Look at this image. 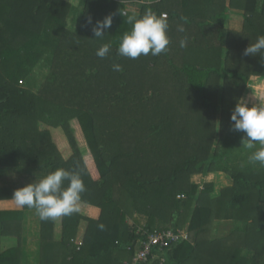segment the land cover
Returning <instances> with one entry per match:
<instances>
[{
	"label": "trees",
	"instance_id": "1",
	"mask_svg": "<svg viewBox=\"0 0 264 264\" xmlns=\"http://www.w3.org/2000/svg\"><path fill=\"white\" fill-rule=\"evenodd\" d=\"M256 4L0 0V201L57 168L78 173L86 188L79 211L61 216L58 241L54 220H40L38 264H130L147 233L177 228L188 238L136 264H160V256L161 264H264V165L248 161L245 133L233 131L230 121L240 98L264 105L253 97L254 88L264 89V59L244 55L264 35V0L258 10ZM232 8L243 11L251 33L223 45L214 32L223 35ZM146 13L166 16L167 51L120 56L119 40L131 29L127 15ZM106 15L112 26L96 38L86 18L94 23ZM103 43L112 49L100 58ZM115 63L123 70L113 71ZM52 129L69 145L66 158ZM17 172L29 180H6ZM207 173L224 174L229 184L212 196V183L190 181ZM30 210L0 209V236L18 240L0 254V264H21ZM129 215L138 226L128 224ZM214 221L229 225L227 232L213 235Z\"/></svg>",
	"mask_w": 264,
	"mask_h": 264
},
{
	"label": "clouds",
	"instance_id": "2",
	"mask_svg": "<svg viewBox=\"0 0 264 264\" xmlns=\"http://www.w3.org/2000/svg\"><path fill=\"white\" fill-rule=\"evenodd\" d=\"M122 15V14H121ZM130 31L125 32L118 44L117 52L120 56L137 59L140 56H159L167 51L170 38L167 34L169 27L166 16L146 13L137 17L127 15ZM86 25L91 26L94 37L103 38L112 26V16L106 15L93 23L91 16L86 18ZM177 30L184 32L183 25ZM180 47H187V38L181 39ZM111 43H103L96 51V55L105 58L111 53ZM259 54L264 59V35L256 37L244 49V55ZM113 71H122V66L113 64ZM231 129L245 133L242 145L249 150L248 161L264 165V106H252L238 99L230 114ZM64 181H68L64 187ZM86 191L81 176L63 168H57L36 183H28L13 193L16 204L20 207L35 209L40 220H55L61 216H68L79 211L81 194ZM98 227L103 230L101 223Z\"/></svg>",
	"mask_w": 264,
	"mask_h": 264
},
{
	"label": "crops",
	"instance_id": "3",
	"mask_svg": "<svg viewBox=\"0 0 264 264\" xmlns=\"http://www.w3.org/2000/svg\"><path fill=\"white\" fill-rule=\"evenodd\" d=\"M70 3L77 5L81 0H66ZM141 1H151V0H141ZM226 1V0H225ZM262 0H257L256 10L259 9L261 6ZM228 18L225 22L224 26H221V31H224L223 35H219L218 31H215L214 34L217 37H220L222 41L220 44L225 45L228 40L231 42L234 40L240 41L241 38L244 36H249L251 31L244 30V16L243 11L237 8H232L228 11ZM218 26V25H216ZM217 28V27H216ZM220 29V27H218ZM223 175L221 173H207L206 175H200L201 178L209 176V179L204 178L201 181H194L195 184L198 183L201 186L203 183H212L213 184V195L217 194L220 189L224 188L229 184L220 186L219 181L216 182L214 179L212 180V176ZM195 176V175H193ZM192 177V176H191ZM225 177V176H224ZM193 183V182H192ZM22 207L18 206L14 199L9 200H1L0 201V209L1 210H21ZM60 230H61V217L54 220V227H53V235L54 240L58 241L60 239ZM40 219L36 215L35 210L26 211L24 214L23 219V231H22V238H21V264H38V255L40 252ZM18 240L16 237H2L0 236V254L9 248H14L17 246Z\"/></svg>",
	"mask_w": 264,
	"mask_h": 264
},
{
	"label": "rangeland",
	"instance_id": "4",
	"mask_svg": "<svg viewBox=\"0 0 264 264\" xmlns=\"http://www.w3.org/2000/svg\"><path fill=\"white\" fill-rule=\"evenodd\" d=\"M69 21L71 24H75L77 22L76 18H74L73 16L71 17V19ZM20 85L24 86L23 83ZM37 85L38 84H36V86ZM254 89H255V93L253 94L254 95L253 97L261 99L263 101V104H264V89L262 87L260 88V85ZM249 105H252V104H249ZM252 106H254V105H252ZM41 127H43V126L41 125ZM51 134H52V139H53L58 151L61 153V155L63 157L66 158L68 156V154L71 152V150L69 148V145L67 144V141L65 140V137H64L62 131L59 129H52ZM224 176L219 175V177H218L217 175H214V176H212V180L214 179V181H216V182L219 181L220 186H223V185H226L228 183L227 177L226 176L224 177ZM8 178H10V179H8ZM28 178L29 177L26 174L17 172L13 175L9 174L8 177L6 178V180H11V182L12 181L21 182V181L29 180ZM204 178L209 179V176L201 178L200 175L196 174L195 176H192L190 178V181L193 183L195 180L196 181L199 180L202 182V180H204ZM137 219H138V217L136 215H129L128 220H127L128 224L136 225L137 222H139ZM137 226H138V224H137ZM228 228H229V225H226V223H223V221H214L212 224V227H211V233H213V235H216V236L223 235L227 232ZM175 230H177L179 233L185 234V238L182 237V239L188 238V237H186L187 230L185 228H181V229L177 228Z\"/></svg>",
	"mask_w": 264,
	"mask_h": 264
},
{
	"label": "built area",
	"instance_id": "5",
	"mask_svg": "<svg viewBox=\"0 0 264 264\" xmlns=\"http://www.w3.org/2000/svg\"><path fill=\"white\" fill-rule=\"evenodd\" d=\"M182 237L185 238V234L179 233L178 231L154 229L152 232L146 234L145 239H140L136 243L135 253L130 264L144 263L149 258H155L158 256L157 251L163 247L177 243ZM162 262H164V257L160 256V264Z\"/></svg>",
	"mask_w": 264,
	"mask_h": 264
}]
</instances>
